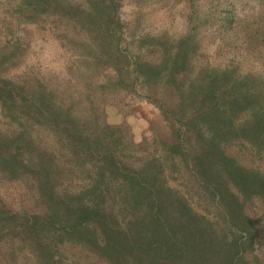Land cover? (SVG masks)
Masks as SVG:
<instances>
[{"label":"trees","instance_id":"trees-1","mask_svg":"<svg viewBox=\"0 0 264 264\" xmlns=\"http://www.w3.org/2000/svg\"><path fill=\"white\" fill-rule=\"evenodd\" d=\"M154 1L183 28L146 27ZM259 1H0L2 264H260ZM29 25L56 39L63 69L26 60ZM127 94L153 102L168 135L108 121Z\"/></svg>","mask_w":264,"mask_h":264},{"label":"rangeland","instance_id":"rangeland-1","mask_svg":"<svg viewBox=\"0 0 264 264\" xmlns=\"http://www.w3.org/2000/svg\"><path fill=\"white\" fill-rule=\"evenodd\" d=\"M2 1V0H0ZM260 1L254 4V7L245 6V9L256 10L258 6V12L260 9ZM131 5L124 4L120 9V13L123 17H128L130 14ZM4 10V4L0 2V21H2V15ZM174 11V9H171ZM165 6L160 5L157 1L145 6L146 12V27L153 28L155 25L164 24L170 26L171 29H182L183 21L182 15L177 11H172ZM27 33L30 36L32 47L28 52L26 60H32L38 58L44 65L55 69H63L64 57L61 52V48L56 39L51 33L44 28L37 29L33 25L28 26ZM209 41V42H208ZM213 42H210L209 37L204 44V48L209 52L212 51ZM33 49V50H32ZM228 54H225V56ZM240 59H243L244 64L252 63L258 64L257 59L251 58L250 61L245 60V57L239 54ZM220 59L221 56L215 57ZM22 65V64H21ZM20 65V66H21ZM125 100L129 102L127 108H118L115 105L106 106V118L110 122H127L130 126V130L135 139H140L144 130L148 125L152 126L155 131H158L164 135H168V129L164 124V121L158 114V108L153 102L145 97L135 96L127 94ZM126 109V111H125ZM128 109V110H127ZM2 192L4 195L15 205V191L10 187H3ZM257 253L260 256V264H264V219L260 222V230L257 232ZM0 264H2L0 262Z\"/></svg>","mask_w":264,"mask_h":264}]
</instances>
